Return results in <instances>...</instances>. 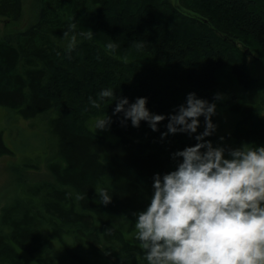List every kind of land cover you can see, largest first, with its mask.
I'll list each match as a JSON object with an SVG mask.
<instances>
[{"label": "trees", "instance_id": "16d2710c", "mask_svg": "<svg viewBox=\"0 0 264 264\" xmlns=\"http://www.w3.org/2000/svg\"><path fill=\"white\" fill-rule=\"evenodd\" d=\"M149 1L40 0L38 20L13 39L0 40V67L14 72L0 76V106L13 122L52 112L49 131L57 149L49 169L57 183L74 190L49 182L23 185L0 214V264H147L135 240L134 214L148 207L153 177L176 170L179 162L148 143L147 152H139L135 128L130 120L123 121V114H101L111 117L104 130H96L97 120L89 118L87 131L71 127L49 92L56 89L58 71L83 48L97 54L98 66L108 61L131 72L142 70L135 61L145 59L168 80L182 77V84L197 98L216 105L212 117L216 131L205 138L213 147H264V77L255 76L247 62L254 52L264 56V0H179L177 5L173 0ZM134 2L142 6L131 17L124 41H99L75 24V32L84 35L77 36L71 54L66 51L62 37L74 23L70 11L96 18L104 16L109 4L127 7ZM22 14L23 0H0V17L18 21ZM168 18L192 27L199 36L194 40L168 36L162 25ZM109 43L117 45L114 50L101 46ZM95 68L82 78L98 75L101 69ZM6 81L10 85L4 88ZM115 81L108 80L107 85ZM128 95V101L135 97ZM85 99L84 107L77 109L80 115L97 112L90 98ZM199 119L203 133L204 117ZM4 134L0 131V157L14 154ZM179 135L181 139L171 140L197 143L196 134ZM26 167L38 169L40 164L26 162ZM99 189L109 192L111 203H100Z\"/></svg>", "mask_w": 264, "mask_h": 264}, {"label": "clouds", "instance_id": "9594fccd", "mask_svg": "<svg viewBox=\"0 0 264 264\" xmlns=\"http://www.w3.org/2000/svg\"><path fill=\"white\" fill-rule=\"evenodd\" d=\"M75 28V23L69 24L62 37L69 54L79 42L77 36L84 35ZM115 47L107 45L109 50ZM106 99L116 101L113 115L123 114V121L130 120L134 128L144 121L156 132L167 119L162 139L195 134L199 118L205 121L204 132L195 136L197 143L173 154L180 161L176 170L153 177L148 207L134 214L135 240L147 264H264V147H213L205 138L216 131L212 123L216 105L195 93L168 117L150 113L146 98L130 104L127 98L117 99L110 88L101 90L97 100L90 98V103L99 108ZM110 123L109 116L98 119L95 129L104 130ZM96 194L101 204L111 203L107 190Z\"/></svg>", "mask_w": 264, "mask_h": 264}, {"label": "rangeland", "instance_id": "374dc122", "mask_svg": "<svg viewBox=\"0 0 264 264\" xmlns=\"http://www.w3.org/2000/svg\"><path fill=\"white\" fill-rule=\"evenodd\" d=\"M143 1L150 2L149 0ZM173 1L177 5L179 0ZM140 6L142 5H138L136 2L127 7L109 4L103 17L89 18L81 12L73 11H70L68 16L71 17L76 25L84 27L89 34L99 39V41H124L122 38L127 27L132 23L131 17L134 16L136 10L140 9ZM39 14L40 0H23V14L18 21L0 17V40L13 39L16 34L26 31L38 20ZM162 25L168 36L178 39L186 38L194 40L199 36L197 30L188 26L184 27L183 24L173 19H166ZM101 46L107 49L105 46ZM240 47L245 50L242 45ZM118 48L121 52L125 50L121 46ZM96 55L91 49L86 48L81 49L80 53L74 54L73 59H71L72 62L65 64L64 68L58 71L56 89L53 92H49L53 94L51 95L52 98L58 106L60 105L59 107L62 108L69 124L75 130L81 129L82 131H87L88 118L89 120H98L104 118L102 116L104 113H113L116 101L112 99L101 101L99 108L92 109L97 112H92L90 115L85 114L81 116L80 110H77L84 107L87 102L85 98L98 99V94L103 89H112L117 99H128V93L132 92V95L135 97L130 96V104L134 103L137 98H146V107L149 112L165 117L175 114L180 105L186 104V98L191 92L182 84V77H179V75L175 78L172 76V73L168 72L167 75L172 76L169 79L172 81H169L168 77L164 78L165 74H162L159 68H156L159 72L155 68H150L152 66L151 62L146 64L145 59L135 61L138 64L137 67L145 70L142 73V70L139 69L125 72L123 68H119L108 61H103L105 66H98L95 60L98 58ZM114 55L120 61H128L119 57L122 54L119 56ZM247 62L251 66L255 76L264 77V56L254 52L247 57ZM95 67L101 69L98 75H94V73L92 77H87V79L82 78V74L85 73L87 76L89 74L87 72ZM104 71L105 73H103ZM11 73L14 72L0 67V76ZM153 77H155V80ZM111 79L116 81L111 86H108V80ZM120 81L124 82L119 85ZM78 82L79 84H75ZM139 84L143 88H135ZM9 85V81H6L2 87L6 88ZM125 85H127V89L126 87L124 88ZM149 85H153L154 88ZM153 93H155L154 97L148 98ZM66 106L73 107V110L68 109V107L66 108ZM76 110L79 111V114H75ZM51 115L52 112L30 120H20L18 122L14 120V123L13 119L9 118L12 115L4 107L0 106V131L5 133V140L14 153L13 155L0 157V214L6 205L19 196L20 188L26 184L49 182L54 183L62 189H69L74 193L72 188L57 183L49 169L57 149L56 139L53 138L52 140V135L49 131ZM167 123L168 120L165 119L157 126L159 130L153 132L147 122L141 121L139 128H135V135L140 143L138 151L147 152L148 143L151 145V148H157L159 151L165 153L167 157H173V154L177 151H183L186 147L196 144L191 139L193 144L184 141L189 145L183 144L182 140H175V137L182 138L179 135L180 133L175 135L170 134L162 139L161 134L167 131ZM183 134L187 135V133ZM195 134H201L200 128L197 129V133ZM171 138L175 139L171 140ZM177 161L180 162L178 159ZM26 162H37L40 164V168H28L26 167ZM112 246L117 250H121V247L117 243H112Z\"/></svg>", "mask_w": 264, "mask_h": 264}]
</instances>
